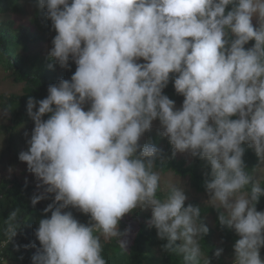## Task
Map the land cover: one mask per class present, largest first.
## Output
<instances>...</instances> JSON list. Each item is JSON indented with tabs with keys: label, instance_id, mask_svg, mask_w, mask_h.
Masks as SVG:
<instances>
[{
	"label": "clouds",
	"instance_id": "clouds-1",
	"mask_svg": "<svg viewBox=\"0 0 264 264\" xmlns=\"http://www.w3.org/2000/svg\"><path fill=\"white\" fill-rule=\"evenodd\" d=\"M34 6L45 10L56 33L48 68L68 69L70 61L76 68L70 80L50 84L45 98L26 102L34 127L18 159L42 189L31 205L53 196L34 233L40 247L23 245L36 248L31 264H107L102 239L126 248L128 230L119 225L137 209L150 210L147 226L164 253L201 264L200 240L209 233L201 207L186 206L181 179L162 187L154 170L161 149L151 139L141 143L154 121L173 158L205 161V204L221 228L239 237L232 264H264V211L257 210L264 187L244 161L252 148L254 170H264V0H34ZM170 80L183 97L179 108L164 94ZM10 113L5 108L0 118ZM18 212L5 221L7 244L21 229ZM203 264H211L208 255Z\"/></svg>",
	"mask_w": 264,
	"mask_h": 264
},
{
	"label": "trees",
	"instance_id": "trees-1",
	"mask_svg": "<svg viewBox=\"0 0 264 264\" xmlns=\"http://www.w3.org/2000/svg\"><path fill=\"white\" fill-rule=\"evenodd\" d=\"M45 10L34 6V0H0V64L5 70H11L16 82L22 84L20 92H11L0 95V108H9V126L0 125V163L10 155L12 149L16 150L15 131L24 123L31 122L27 115L26 102L28 96L36 100L47 96V88L50 84L58 83L61 79H69L74 73L76 65L70 61L68 69L56 65L55 70L48 68L46 60L47 53L42 52L41 42L47 41L55 32L51 29V21L45 15ZM23 21L20 18H23ZM254 42H249L246 47H250ZM164 94L175 102L183 100V97L175 92L173 81L170 80L164 89ZM47 115L43 119H47ZM236 118V117H233ZM156 146L161 149L160 156L157 158V167L154 169L159 172L171 171L181 177L188 178L191 187L204 193L203 186L205 161L191 158L186 161L184 158L172 157V147L168 140L160 146L161 137L159 131L154 130L150 138ZM16 153V151H13ZM244 161L247 170L253 175L254 168L257 166L258 158L252 148H246ZM261 186L264 187V179ZM42 191V189H41ZM35 186L25 181L15 178H5L0 180V255L14 264H31V257L40 247L39 241L35 237V230L39 226V220L44 218L43 209L53 202V196L40 201L35 206L31 205V197L39 194ZM198 205L201 207V215L204 218L209 233L200 240V246L205 258L211 262L221 263L222 256L215 258L213 253L216 248H223L224 251L233 249V245L239 237L228 228H221L218 223V213L207 205H200L196 200H190L187 204ZM19 209L18 220L21 229L12 242L6 243L7 237L4 235L5 221L9 212ZM258 211H264V197H261L257 204ZM76 219L81 223H87L89 217L69 208ZM50 216V213L47 214ZM151 214L137 209L133 213L126 215L120 222L121 231H127L122 237L126 241V248H122L114 238L105 242L102 239V256L107 264H182V259L175 253H164L161 245L164 243L157 238L156 230L147 226V220ZM211 217L214 225L212 226L208 218ZM132 239L131 234L134 229ZM218 235L220 241L216 243L215 236ZM34 243L36 248L25 249L23 245ZM14 245H20L17 250ZM264 260V251H262ZM22 257V259H21ZM203 264V259L201 260Z\"/></svg>",
	"mask_w": 264,
	"mask_h": 264
},
{
	"label": "rangeland",
	"instance_id": "rangeland-1",
	"mask_svg": "<svg viewBox=\"0 0 264 264\" xmlns=\"http://www.w3.org/2000/svg\"><path fill=\"white\" fill-rule=\"evenodd\" d=\"M23 19H24V17L20 18L21 21H23ZM53 37H54V35L50 36V38L47 41L41 42V47L39 49H41L42 52L46 53L52 47L51 41H52ZM140 62H143V61H140ZM21 87H22V84H20L19 82H16L14 80L13 75H12V71L11 70H5V68H3V64L2 65L0 64V95L1 94H9L11 92H20ZM182 101L183 100L175 102L177 108H179L182 105ZM87 107H88V105L85 106V110H87ZM2 110L3 109L0 108V111H2ZM10 124H11L10 116L7 119L0 118V125L9 126ZM33 127H34V122L31 121L29 123L22 124L15 131L14 136L16 139L17 149L16 150L12 149L10 152V155L1 161V163H0V180L5 179V178H15V179H18L20 181H25L27 178V182L32 183L37 190L41 191V189H38L36 187V181H35L33 175L27 172L26 163L21 162L18 159L19 153L22 151H26L28 148L26 140L30 138L31 130L33 129ZM154 130L159 131V133H160V127H159L158 121L153 122L151 130L149 132L145 133L144 137H142L141 143L147 142L150 138L151 133ZM26 132L29 134L28 137L25 136ZM160 137H161L160 146H163L165 144V140L167 138H165L161 135H160ZM1 143H2V141L0 142V147L4 148V146H2ZM13 151H16V153H14ZM176 157L184 158V159H186V161H189L191 159V157L188 154L177 153ZM257 165H258V163H257ZM9 167L13 168L12 173L8 172ZM160 174H161V185L163 188H166V185L169 182L178 183L181 179L185 184L186 195L188 197L186 202L190 201V200H196L198 204L206 205L205 201L208 199L206 192L199 193V192L195 191L191 187L188 178L181 177V176H179V175H177L171 171L160 172ZM253 175L256 176L260 182H262V180L264 179V170H255ZM141 211L148 213V214H151L150 210H147V209L141 210ZM208 220L211 223V225L213 226L214 223H213L212 218L209 217ZM136 230L137 229L135 228L133 233L130 236L131 237L130 239H132L134 232ZM215 241H216V243H218L220 241V238L218 237V235L215 236ZM262 251H264V248L260 249L261 259L263 256ZM233 254H234L233 249L223 251V253L221 254L223 261L221 263H218L217 261H213V262H211V264H232ZM203 258H205V256ZM0 264H14V263L6 260L5 258H2L0 255Z\"/></svg>",
	"mask_w": 264,
	"mask_h": 264
}]
</instances>
